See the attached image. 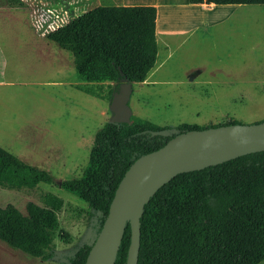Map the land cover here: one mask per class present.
<instances>
[{
  "label": "water",
  "instance_id": "1",
  "mask_svg": "<svg viewBox=\"0 0 264 264\" xmlns=\"http://www.w3.org/2000/svg\"><path fill=\"white\" fill-rule=\"evenodd\" d=\"M97 7V0H11L38 88L0 131V147L18 169L3 191L23 200L41 193L64 228L49 229V241L94 237L98 251L111 242L114 264L125 227L131 250L140 227L150 230L158 207L173 199L189 203L187 218L198 217L193 227L212 225L222 199L232 197L214 186L221 173L228 182L238 171L254 175L249 199L264 201V11L225 45L157 50L134 77L103 49L87 52L80 42L84 49L76 51L75 25ZM228 161L232 167L222 166ZM89 190V199L81 198ZM81 213L92 234L71 228L82 224ZM53 256L47 264L59 263ZM28 257L25 246L0 238V264ZM134 258L130 253L125 264Z\"/></svg>",
  "mask_w": 264,
  "mask_h": 264
},
{
  "label": "flooded vegetation",
  "instance_id": "2",
  "mask_svg": "<svg viewBox=\"0 0 264 264\" xmlns=\"http://www.w3.org/2000/svg\"><path fill=\"white\" fill-rule=\"evenodd\" d=\"M259 2L264 5V0ZM85 19L87 22L83 23L81 20ZM91 20V17H84L75 25L76 51L84 49L82 43L88 45L87 52L98 47L115 56L127 75H142L151 62L147 50L114 28L103 26L104 29L98 33L95 27L89 26L88 21ZM57 36L61 42L66 39L62 33ZM141 61L146 64L140 65ZM164 143V140L156 143V149H160ZM152 150L155 149L149 148V151ZM16 165L15 156L0 147V206L3 208L0 209V238L19 247L25 246L29 255L25 264H47V258L54 259L55 252L59 255L58 264H109L111 242H103V251H98L94 237L89 241H49V229L64 228L55 224L58 218H55L53 211L49 213L42 194L30 192L23 200L19 195L3 191L10 190L15 180L14 173L18 171ZM222 166L232 167L229 161ZM253 179L254 175H244L240 171L230 177V182L223 173L215 179L216 189L226 191L232 197L230 200L222 199L224 205L212 220V225L193 227L192 223L198 217L187 218V201L173 199L166 205H160L156 220L149 222L150 230L146 226L140 227V239L134 249L130 250L134 245L130 227H125L118 249L120 259L114 264H125L130 253L137 254V258H134L136 264H264V201L261 198L249 199L254 190ZM238 183H246V187H240ZM230 184L234 185L233 188ZM166 188L167 184L163 186V189ZM90 194L91 190L88 194H81V198L89 199ZM47 197L45 194L44 198ZM86 221L89 222V218L87 220L85 217L82 224L76 223L71 228L75 231L87 230L92 234L93 226L84 224ZM160 222L164 229L160 227ZM62 232L61 237L65 238L66 232ZM52 245L58 248L53 250Z\"/></svg>",
  "mask_w": 264,
  "mask_h": 264
},
{
  "label": "rangeland",
  "instance_id": "3",
  "mask_svg": "<svg viewBox=\"0 0 264 264\" xmlns=\"http://www.w3.org/2000/svg\"><path fill=\"white\" fill-rule=\"evenodd\" d=\"M98 7L93 13L94 19H99L104 23V26L109 29L114 28L118 30L119 33L124 35V37L129 38L121 30L117 29L112 22H110L102 11L103 5L107 0H97ZM263 2H258L257 4L252 5H233L227 11L228 14L224 16L222 12H226V9H221L219 6H216L215 10L212 11L211 15L206 17V21H215V25L206 26L185 32L183 34H172V35H158L156 36L157 40L154 44H145L146 48L149 50V54L154 56L157 50L160 51H175V50H191V49H205V48H214L225 45L232 41L238 33L245 29L251 22H253L256 17H258L261 12L264 11ZM11 0H0V36L1 40L4 43V46L9 54V57L13 61L17 57V64L24 65V71L28 67V70L31 71L30 62L27 56V51L24 47L23 37L21 34V26L14 12L10 9ZM207 14L209 12H206ZM216 13H218L216 15ZM215 19H211L212 16H215ZM203 16V17H204ZM221 18V19H220ZM98 20V21H99ZM132 39V38H129ZM203 39V40H201ZM14 53H13V51ZM32 75V72H31ZM33 80V75H32ZM32 94L27 100V104L24 108L11 120L0 125V131L5 127L11 124V122L17 118L30 104L35 100V90L38 88L37 85L31 84ZM12 92L11 87H5L0 94V111L2 108L7 105Z\"/></svg>",
  "mask_w": 264,
  "mask_h": 264
},
{
  "label": "crops",
  "instance_id": "4",
  "mask_svg": "<svg viewBox=\"0 0 264 264\" xmlns=\"http://www.w3.org/2000/svg\"><path fill=\"white\" fill-rule=\"evenodd\" d=\"M113 5L123 9L137 23L153 30L156 36L162 34H183L188 31L215 25V21H206L204 16L211 15L216 6L226 9L222 12L228 14V9L233 5H207L204 0H107ZM206 12H209L208 14ZM218 13H216L217 15ZM212 16L211 19H215ZM204 16V17H203ZM221 19V18H220ZM1 38V36H0ZM157 40V38H156ZM203 40V39H201ZM13 51V49H12ZM14 53V51H13ZM15 63L0 39V94L5 87H11L10 99L0 111V125L14 118L27 104L32 94L33 83L31 71L24 65Z\"/></svg>",
  "mask_w": 264,
  "mask_h": 264
},
{
  "label": "trees",
  "instance_id": "5",
  "mask_svg": "<svg viewBox=\"0 0 264 264\" xmlns=\"http://www.w3.org/2000/svg\"><path fill=\"white\" fill-rule=\"evenodd\" d=\"M207 5L215 4V5H252L258 3L260 0H204ZM102 11L104 12L107 19L114 24V26L121 30L124 34H126L129 38L141 44L149 52L148 48H146L145 44H154L156 42V33L148 29L139 23H137L128 13H126L123 9L113 5L110 2H106ZM94 13V12H93ZM93 13L90 14L91 21H88L89 26H93L96 28V31L100 33L104 29V23L99 19L93 18ZM99 20V21H98ZM83 23L87 22L81 20ZM104 26V27H103ZM115 30V29H114ZM118 32V30H116ZM121 34V33H119ZM124 36V35H123ZM55 39H59L58 36H55ZM148 56L151 57V61L154 56H151L148 53ZM151 63V62H150ZM145 61H141L140 65H145Z\"/></svg>",
  "mask_w": 264,
  "mask_h": 264
}]
</instances>
